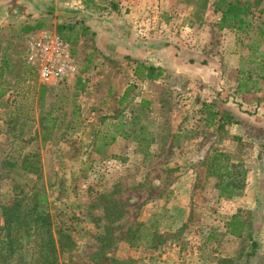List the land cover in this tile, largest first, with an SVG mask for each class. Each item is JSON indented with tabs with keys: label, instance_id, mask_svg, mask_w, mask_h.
Listing matches in <instances>:
<instances>
[{
	"label": "rangeland",
	"instance_id": "obj_1",
	"mask_svg": "<svg viewBox=\"0 0 264 264\" xmlns=\"http://www.w3.org/2000/svg\"><path fill=\"white\" fill-rule=\"evenodd\" d=\"M212 1L201 11L197 0H0V65L12 60L0 81V264L40 261L43 228L29 213L36 202L37 214L49 218L58 264H154L168 247L182 249L180 264L241 262L246 242L224 231L235 207L218 198L206 164L214 152L229 151L246 171L245 201L236 209L252 212L260 198L264 213V82L259 92H236L239 70L256 72L252 60L264 65V45L253 55L246 39L217 30ZM248 1L254 11L264 5ZM147 20L156 29L141 38L129 23L141 35ZM37 22L42 29L21 32ZM64 24L87 26L94 36H81L72 48L77 72L63 84L44 85L39 100L42 84L26 64V38L42 30L60 37L56 27ZM124 34L131 50L109 43ZM129 50L162 68V77L135 79L133 62L118 56ZM211 102L233 114L238 129L232 125L223 136L204 127L202 104ZM47 113L57 122L42 143ZM119 122L143 144L118 137L102 149L106 155L95 154L97 138L115 134ZM149 139L154 143L143 152ZM14 203L20 211L8 212L7 220ZM253 226L264 263V220ZM60 230L72 245L62 244ZM7 241L15 242L8 256Z\"/></svg>",
	"mask_w": 264,
	"mask_h": 264
},
{
	"label": "trees",
	"instance_id": "obj_2",
	"mask_svg": "<svg viewBox=\"0 0 264 264\" xmlns=\"http://www.w3.org/2000/svg\"><path fill=\"white\" fill-rule=\"evenodd\" d=\"M97 0H88L86 4H94ZM190 2V0H187ZM209 4V0H197L196 7L204 11ZM213 8V13L219 15V20L215 24L217 30L223 31L227 30L230 32H234L239 41H243L246 39L248 41L245 48L254 55L260 51L261 45H264V5L262 8L254 11V6L248 0H213L210 4ZM115 9V6H114ZM43 24L36 23L34 26H24L21 32L25 34L32 33L34 31H38L42 29ZM56 33L66 42H68L71 47L74 49L78 46L80 37L91 35L94 36L93 33L89 32L87 26L78 25V24H64L56 27ZM75 52L73 51V55ZM264 59V52L259 55ZM255 58L254 56H252ZM125 60L129 62H133V75L138 80H148L155 81L158 80L163 75V69L157 66L146 65L143 62H140L136 59L130 58V56H125ZM252 65H257L256 72L251 71H243L239 70V80L237 83L236 92L239 93L243 90L245 93L250 94L252 92H259L260 88L258 87V81L264 82V65L260 63L250 62ZM2 79V73H0V81ZM46 91V86H39V100L44 98V94ZM130 89H127L122 98H120L117 102L122 105L128 97ZM0 97L4 95L5 91H1L0 89ZM50 113L45 114V121L43 122L45 128L41 131V142L46 143L50 140L51 135L54 131V127L56 126V118H50ZM200 119L204 122V127H215L221 135H226L227 128L237 124L238 122L233 117V114L226 111H221L216 109L214 103H203L202 111L200 112ZM75 117V114H73ZM124 124L119 122L117 126H114L116 133L104 135L102 137H98L95 142V147L93 148V152L100 157L106 155V153L102 150L103 148L108 147L109 145L115 143L117 138L128 139L130 138L132 141L139 142V144H143L144 139L138 138L135 136H131V134L127 132H122V128ZM121 130V131H120ZM154 143L153 139H149L147 141L146 149L142 150L147 151L148 146ZM140 147V146H139ZM108 157V156H107ZM245 174L246 171L243 166L238 162L236 163L232 156L223 151L214 152L207 160L206 164V177L213 178L216 180L215 188L218 191V198L224 200H231L236 197H242L244 195L245 189ZM38 202L34 204L32 209H30L29 213L36 214V220L41 222V227L43 228L42 232V244L41 251L39 253V262L38 264H58V254L55 239L53 234L51 233V226L48 216L38 215ZM261 201L260 198H257V207L252 212L238 210L236 214L232 215L225 223L224 229L226 233L236 239H243L246 242V246L244 251L241 253V262L239 264H264L262 259L259 257L260 244L253 236L254 231V223L255 222H263L264 213H261ZM18 212L20 211L19 203H14L13 207L6 210L4 214L7 216V220L9 218H13L9 216L8 212ZM15 218L20 219L19 216H15ZM12 225V224H11ZM12 227L6 226L5 230L8 232L3 235L8 238L10 237V231ZM63 235L62 244L63 245H72L71 237L65 231L60 230ZM11 242L7 241V250L6 254L8 256V252L11 254L14 253L15 247L10 244ZM258 260V262L253 263L254 260ZM229 263V262H228ZM233 264V262H230Z\"/></svg>",
	"mask_w": 264,
	"mask_h": 264
},
{
	"label": "built area",
	"instance_id": "obj_3",
	"mask_svg": "<svg viewBox=\"0 0 264 264\" xmlns=\"http://www.w3.org/2000/svg\"><path fill=\"white\" fill-rule=\"evenodd\" d=\"M84 4L87 0H67ZM26 64L42 85L66 82L76 71L72 47L51 31L29 35L25 43Z\"/></svg>",
	"mask_w": 264,
	"mask_h": 264
},
{
	"label": "crops",
	"instance_id": "obj_4",
	"mask_svg": "<svg viewBox=\"0 0 264 264\" xmlns=\"http://www.w3.org/2000/svg\"><path fill=\"white\" fill-rule=\"evenodd\" d=\"M134 10H135V8H133ZM145 10V9H144ZM143 10V11H144ZM145 15H148V13L147 12H145ZM131 22H133V21H131ZM143 23L141 24V26L139 27L140 29H141V32L140 33H142L141 35L139 34V32L136 30L137 28H136V26L137 25H134V24H136V22L134 21L133 23H129V25H132V29H134L138 34L137 35H139L141 38H144V37H146V31H148L149 33H152V32H150V31H155V29H156V27H155V24H154V22H151V24H153L154 25V29L152 28V26L150 27V29H149V27L147 28V24H148V20H147V22H145V21H142ZM150 24V25H151ZM32 26V25H31ZM34 26V25H33ZM146 26V28H141V27H145ZM139 36H137V37H139ZM117 42H119V43H117ZM109 43H111V45H112V43L115 45V47H118V48H120V49H122V50H126V47H127V49H130V46H131V39L130 38H126V36H125V34L123 35V37H120L119 36V38L118 39H116V41L115 42H113V41H110L109 40ZM119 44V45H118ZM152 46V49H158V48H161V45H158V44H152L151 45ZM132 49V48H131ZM130 49V50H131ZM129 50V52H126V53H128L127 55L128 56H130V58H132V54H131V51ZM150 50H151V48H150ZM160 50V49H159ZM127 51V50H126ZM153 51V50H152ZM155 52H158V51H155ZM143 54H144V57H146L147 56V54L148 53H146V52H143ZM146 54V55H145ZM126 54H125V52H122V54H120V55H118L119 57L121 56V57H123V59H124V57L125 56H127ZM132 59H135V58H132ZM144 59H146V58H144ZM138 61H140V62H142L140 59H137ZM7 61H9V63H7ZM12 62V60H10L8 57H7V60L5 61V62H2V65H0V73H2V79H1V82L2 81H4V79H6V75L8 74V73H10V72H12V66H9V64ZM144 63V62H143ZM145 64V63H144ZM9 70V71H8ZM6 71H8V72H6ZM5 72V73H4ZM75 72H77V67H76V71ZM7 73V74H6ZM5 74V75H4ZM133 77H134V75H133V71L130 73ZM135 78V77H134ZM136 79V78H135ZM142 81H148V80H142ZM233 129H238V127H239V123H237V124H235V125H233ZM231 130H232V128H231ZM239 135V134H238ZM227 151V150H226ZM224 152V151H223ZM227 152H229V151H227ZM226 152V153H227ZM229 154V153H228ZM244 196V195H243ZM236 197V198H233V199H231V200H224V199H222L224 202H226V204H228V205H231V206H234L235 207V209H233L232 211H231V213L228 215V216H226L225 217V221H227L232 215H234V214H236L237 213V209H236V207L237 208H239L240 206H239V204H241V203H243L245 200H243L244 199V197ZM243 198V199H242ZM251 202H253V201H251ZM255 203V202H254ZM254 203H253V205H252V208L254 209ZM251 208V209H252ZM225 231V230H224ZM225 234H227L226 233V231H225ZM228 235V234H227ZM229 236V235H228ZM231 237V236H230ZM201 250V248L199 249V251ZM181 252H182V249L181 248H170L169 249V247L167 248V250L163 253V254H161V257H156V260L157 259H159L157 262H155L154 264H180V262L182 261H179L178 260V258L181 256ZM160 255V254H159ZM133 258V257H132ZM221 259H222V257L221 258H219L218 260H220L221 261ZM147 263H149V262H146L145 260H140L139 259V261L137 262V264H147ZM210 264L209 262H207L206 260L204 261V260H201L200 259V261L197 263V264ZM213 264H219V263H217V262H215V263H213Z\"/></svg>",
	"mask_w": 264,
	"mask_h": 264
}]
</instances>
